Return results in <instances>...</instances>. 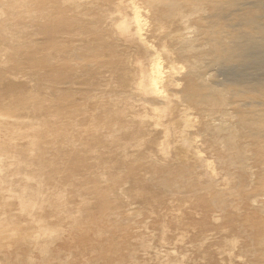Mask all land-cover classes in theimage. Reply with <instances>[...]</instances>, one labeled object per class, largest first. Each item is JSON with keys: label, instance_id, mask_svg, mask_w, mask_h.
<instances>
[{"label": "bare ground", "instance_id": "bare-ground-1", "mask_svg": "<svg viewBox=\"0 0 264 264\" xmlns=\"http://www.w3.org/2000/svg\"><path fill=\"white\" fill-rule=\"evenodd\" d=\"M124 2L0 0V116H10L0 126V146L25 139L27 123L52 124L59 114L52 100L67 95L71 112L99 113L89 127L97 164L89 176H116L83 198L79 213L69 198L55 199L64 207L54 217L58 207L41 184L54 160L23 173L13 156L2 157L4 189L44 227L26 236L30 248L16 250L19 260L151 264L140 252L149 256L156 239L170 246L152 251L153 264H264V0H142L146 13L137 0ZM128 99L152 115L132 114ZM117 119L128 126L118 127ZM73 147L66 135L63 157ZM117 157L122 168L104 160ZM146 157L148 174L127 172L128 161ZM16 174L36 186L16 184ZM124 180L159 226L136 243L130 238L139 234L137 209L124 210L125 192L117 189ZM81 184L76 178L60 193L83 191ZM66 239L70 244L61 243ZM10 249L0 250L4 264H16Z\"/></svg>", "mask_w": 264, "mask_h": 264}, {"label": "rangeland", "instance_id": "rangeland-1", "mask_svg": "<svg viewBox=\"0 0 264 264\" xmlns=\"http://www.w3.org/2000/svg\"><path fill=\"white\" fill-rule=\"evenodd\" d=\"M86 1V0H84ZM116 1H125L124 3L130 2V0H116ZM140 4V9L143 13L148 12V8L145 6L144 2L142 0H137ZM154 43H158V38L151 36L150 38ZM0 58H2V53H0ZM74 105V101H72L68 96H61L59 98H55L52 100V106L56 110H58V115H55L53 117V123H41V125H37L34 123H27L24 126L21 127L22 130L26 132V138L23 139L22 137H18L13 142L5 141V143L0 146V159L4 156H13L14 162H19V168L23 173L30 172L33 173L38 167L46 166L50 163V160L53 159L54 163L47 166V171L43 173V179L44 181L41 183L45 189H48L44 195L49 196L50 200L52 201V205L58 207L55 211L51 212V215L54 217L59 214V207H64L63 203L59 204L54 202L55 199H64L65 197L69 198L71 201H73V206L76 209L75 211L77 213L81 212L85 209V207L81 204V200L87 196H92L97 193L96 187L101 188L104 186L106 182L114 181L116 176L115 173L109 175L112 179H109L105 181L104 179H98L93 178L89 176V173L93 171L96 167V161L92 160L93 153H92V147L91 143L89 144L88 137L91 134L90 125L95 123L99 118H97V115L95 117H87L84 113H73L70 111L72 106ZM94 105L90 103V107H93ZM101 107V106H100ZM126 107H128V110L138 117L142 116H151L152 111L149 107L144 105L143 103L138 102L135 99H128L126 102ZM99 110V108L97 109ZM6 118H10L8 115L2 114L0 116V126L3 124V120ZM18 120H22V118L17 117ZM73 120H78L79 126L77 130H74L73 127H71V122ZM83 120V121H82ZM116 125L121 128H125L128 126V123L123 119H117L114 120ZM120 128V129H121ZM70 135L74 141V147L73 150H70L71 156L69 157H63L61 154V147H62V139L66 136ZM204 154H207L204 152ZM102 155V154H100ZM151 157L142 158L141 162H137L135 160L128 161V164L125 165V169L129 174H148L150 171V168L146 165H144V162L150 160ZM105 162L107 161L114 163L116 166H119L122 168L121 164L119 163V158L116 159H104ZM105 162H102V165L105 164ZM18 176H15L13 179L16 181V184L24 183L28 185L29 187L36 186V181L34 180H28L25 175L16 174ZM82 179L81 188L83 191H64V195L60 193L61 188L64 186H70V183L76 179L80 178ZM131 182L128 180L121 181L117 189L120 192H125L123 194V198L121 200V207L124 210L128 209H137L135 215L136 218L139 220V223L134 225L135 229L134 231L139 232L137 235H133L130 238V242H137V239L133 240L134 238L138 236H143V233L147 230L151 234H157L158 233V224L156 223V219L154 217L149 216V214L145 213L142 210V205L138 202H136L135 199H133L131 196L127 193V188L130 186ZM17 193H12L4 189V185L2 182H0V250H6L7 249L13 250L14 253L12 256H9L10 261H14L16 264H26L27 260H25V257L22 258V262L19 263L21 260L22 255L18 256L16 253V250H20L22 253H26L29 251V244H26L28 242H25L24 239L28 234H32L34 231H37L38 229L41 230L43 228H38L39 224L32 220V217L29 216V212L32 211L31 209L23 210V206L19 205V199L16 196ZM4 200H8L7 202H3ZM39 215H41V209H36ZM108 213H111L115 210L108 209ZM17 213L14 214V213ZM10 213V214H9ZM13 215H12V214ZM191 213L189 212L188 215ZM148 215V216H147ZM15 216V217H13ZM10 218V219H9ZM13 218V219H12ZM4 220V221H3ZM146 220L149 224L144 226V223L146 224ZM10 222V223H9ZM12 222V223H11ZM92 222V221H91ZM88 222L87 224L92 225L93 223ZM219 223V222H218ZM11 224V226H10ZM41 224V223H40ZM86 224V225H87ZM172 226H175V221L171 220ZM37 225V226H36ZM137 226V227H136ZM15 227L17 228V234H13L12 231L9 230V228ZM87 227V226H86ZM147 228V229H146ZM153 229V231H152ZM8 231V232H7ZM177 231L176 229L173 230V232ZM212 230H208L209 234L213 233ZM11 232V233H10ZM148 231L144 234L151 235ZM154 232V233H152ZM7 233V234H6ZM9 233V234H8ZM148 233V234H147ZM204 235L207 234V231H204ZM236 233V232H235ZM12 234V235H10ZM142 234V235H140ZM236 236H239L238 233L235 234ZM7 236V237H6ZM11 236V237H10ZM15 236V238L13 237ZM10 238L13 240L12 247H8V243ZM9 239V240H8ZM154 240V239H153ZM152 243L156 246H153L154 248H157L160 251H163V254L168 249V246L170 245H164L162 248V244L157 241L156 239ZM176 240L175 237H172L169 242H174ZM71 241L69 240H62V244H70ZM132 242V243H133ZM159 242V243H158ZM196 243V240L193 239L190 242H188L187 245H194ZM17 244V245H16ZM169 244V243H167ZM14 246V247H13ZM162 248V249H161ZM154 249V250H157ZM149 251V256L144 255L145 252L142 250L141 256L143 260H148L153 263H157L154 260H149V258L152 257V251ZM144 252V253H142ZM151 252V253H150ZM38 256H40V253L36 252ZM225 254V253H223ZM146 256V257H143ZM4 259H0V264H4ZM82 259L80 258L79 261ZM19 261V262H18ZM6 262V260H5Z\"/></svg>", "mask_w": 264, "mask_h": 264}]
</instances>
